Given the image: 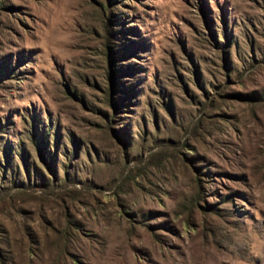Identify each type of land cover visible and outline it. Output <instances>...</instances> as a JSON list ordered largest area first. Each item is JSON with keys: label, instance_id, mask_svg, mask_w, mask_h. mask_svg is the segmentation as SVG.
Masks as SVG:
<instances>
[{"label": "rangeland", "instance_id": "1", "mask_svg": "<svg viewBox=\"0 0 264 264\" xmlns=\"http://www.w3.org/2000/svg\"><path fill=\"white\" fill-rule=\"evenodd\" d=\"M108 1L0 0V264H264V0Z\"/></svg>", "mask_w": 264, "mask_h": 264}, {"label": "trees", "instance_id": "2", "mask_svg": "<svg viewBox=\"0 0 264 264\" xmlns=\"http://www.w3.org/2000/svg\"><path fill=\"white\" fill-rule=\"evenodd\" d=\"M111 2H112V0H109V1L107 2V6H108V7H109V5H110ZM104 9H105L104 11H106V7H105ZM108 10H109V9H108ZM108 15H109V17L107 18V23L105 24V33L107 34V36H111V37H112V34H111L112 31H111V28H110L111 21H112V19H110V18H111V11H109ZM105 40H106L105 44H106L107 58H108V60L110 59V61H111V68H110V73L108 74V76H109V82H110V85H111V87L113 88V86H115L114 75H113V69H112V65H113V61H114V57H113V48L110 46V40H109V37L105 38ZM112 91H113V90H112ZM110 104H111V106H113V108L116 107V106H115V102H113V98H112V97H111V99H110ZM114 132H115V130H114ZM115 135H116V137L119 139V136H118L116 133H115ZM40 158H41V160H42L44 163H46L43 154H42V155L40 154Z\"/></svg>", "mask_w": 264, "mask_h": 264}]
</instances>
